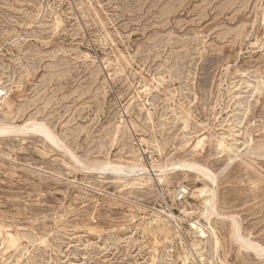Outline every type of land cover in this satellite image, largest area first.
I'll return each mask as SVG.
<instances>
[{
  "label": "rangeland",
  "instance_id": "rangeland-1",
  "mask_svg": "<svg viewBox=\"0 0 264 264\" xmlns=\"http://www.w3.org/2000/svg\"><path fill=\"white\" fill-rule=\"evenodd\" d=\"M0 264H264V0H0Z\"/></svg>",
  "mask_w": 264,
  "mask_h": 264
},
{
  "label": "bare ground",
  "instance_id": "bare-ground-1",
  "mask_svg": "<svg viewBox=\"0 0 264 264\" xmlns=\"http://www.w3.org/2000/svg\"><path fill=\"white\" fill-rule=\"evenodd\" d=\"M241 103V102H240ZM140 108V107H139ZM190 117V116H189ZM240 120V119H239ZM188 121V120H187ZM30 123V122H29ZM29 125V124H28ZM30 127V126H29ZM25 128V127H24ZM24 130V129H23ZM28 131H34V132H40V133H42L43 135H45L46 136V138H48V139H50L52 142H55L56 144H57V139L52 135V133L47 129V127L44 125V123L42 122V123H37V124H35L33 127H31V128H28ZM27 131V132H28ZM6 132V131H5ZM8 132V131H7ZM19 132V131H18ZM33 132V133H34ZM4 133V132H3ZM60 144V143H59ZM62 144V143H61ZM244 145V144H243ZM63 146V145H62ZM219 146L222 148V150H228L230 153H236L239 149L236 147V146H234L233 144L232 145H229V144H227V142H226V140H224L223 138L222 139H220L219 140ZM63 150H65V149H63ZM70 151V150H69ZM68 151V152H69ZM242 151V150H241ZM239 152V151H238ZM70 155V154H69ZM75 157V156H74ZM76 162V161H75ZM100 165H102V164H100ZM106 165V164H105ZM104 165V166H105ZM135 165V164H134ZM180 165V164H179ZM184 165V164H183ZM99 166V165H98ZM109 166V165H108ZM115 166V165H114ZM119 166V165H118ZM175 166V165H174ZM182 166V165H181ZM86 167V166H85ZM110 167V166H109ZM117 167V166H116ZM120 167V166H119ZM135 167V166H134ZM189 167V166H188ZM191 167V166H190ZM97 168V167H96ZM118 168V167H117ZM122 168V167H121ZM121 168H119V169H121ZM129 168V167H128ZM127 167L125 168L126 170L128 169ZM131 168V167H130ZM132 168H133V166H132ZM132 168H131V170H129V171H137L138 173H141V174H146V173H148V171L149 170H147V169H145V166H144V168L143 167H137V168H135L134 170H132ZM183 168V167H182ZM187 168V167H186ZM98 169V168H97ZM101 169V168H100ZM103 169V168H102ZM110 169V168H109ZM153 169V168H152ZM89 170V169H88ZM95 170V169H94ZM122 170V169H121ZM114 171V170H113ZM123 173H124V166H123ZM128 171V170H127ZM164 171V170H163ZM89 172V171H88ZM116 172H121V171H116ZM155 172V173H154ZM129 173V172H128ZM127 173V174H128ZM149 173H151V175H160V174H158L159 173V170H158V168L157 169H153V171H150ZM122 174V173H121ZM120 174V175H121ZM162 174H164V173H162ZM137 175V174H136ZM122 176V175H121ZM124 176H125V174H124ZM131 176V175H130ZM142 176V175H141ZM210 176V175H209ZM208 176V177H209ZM138 177V176H137ZM158 177V176H157ZM211 177V176H210ZM159 179H161V180H163V178L161 177V178H159ZM213 179H214V177H213ZM197 191H199V192H201V193H205V194H207V193H210V191L208 192L205 188H200V189H197L196 191H194V195L196 194V192ZM216 194V193H215ZM209 195V194H208ZM214 199V198H213ZM212 200L210 199V198H205V203L206 204H209L210 202H211ZM211 204V203H210ZM208 207V206H207ZM206 207V208H207ZM186 210H184V212H185ZM174 215V214H173ZM192 226H193V228L196 230V232L202 237V238H204V237H206L207 236V231H206V229L204 228V226L203 225H201V224H199V223H193L192 224ZM235 234V233H234ZM237 234V233H236ZM199 236V237H200ZM238 240V239H237ZM194 248H196V246H197V243H195L194 245ZM190 247H192V246H190ZM202 246H200V248H201ZM198 255H200V254H198ZM188 259H190L189 257H188Z\"/></svg>",
  "mask_w": 264,
  "mask_h": 264
},
{
  "label": "built area",
  "instance_id": "built-area-1",
  "mask_svg": "<svg viewBox=\"0 0 264 264\" xmlns=\"http://www.w3.org/2000/svg\"><path fill=\"white\" fill-rule=\"evenodd\" d=\"M187 193L186 189H180L179 193H178V199H182L184 197V195Z\"/></svg>",
  "mask_w": 264,
  "mask_h": 264
}]
</instances>
